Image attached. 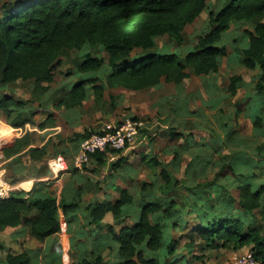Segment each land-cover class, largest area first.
<instances>
[{
  "label": "trees",
  "instance_id": "trees-1",
  "mask_svg": "<svg viewBox=\"0 0 264 264\" xmlns=\"http://www.w3.org/2000/svg\"><path fill=\"white\" fill-rule=\"evenodd\" d=\"M203 12L209 27L182 58L157 48L155 39L163 35L181 45L185 28ZM231 26H245V41L238 44L236 57L241 66L257 71L250 82L231 75L226 87L230 98L240 88H252L246 97L251 99L247 104L252 111L251 135H239L230 126L231 116L220 107L221 116L215 119L222 136L211 130V137L198 148V161L186 165L183 177L154 157L151 161L159 171L154 181L140 182L137 196L118 188L115 200L88 205L89 225L99 226L107 212L112 223L106 237L96 240L91 257L74 264H190L199 258L197 246L201 251L248 246L264 262V142L259 141L264 138V0H17L0 7V87L29 83L33 97L45 94L60 59L78 54L72 59L77 80L60 85L61 96L54 102L65 109L80 106L89 93L96 92L94 101L99 102L116 86L129 90L156 88L162 82L179 86L190 73L215 75L228 55L222 37ZM88 45L100 46L105 56L83 53ZM32 101L1 94L0 110L7 124L34 126ZM54 124L49 116L36 127ZM168 131L183 135L173 127ZM34 134L26 131L0 151L2 159L9 160L12 184L32 170L48 173L41 163L46 146H30L35 145ZM187 136L193 138L191 132ZM107 152L121 151L91 157L104 163L101 156ZM77 206L75 200L68 203L53 195L24 198V191H12L0 198V231L17 227L28 215L29 234L43 240L60 231L58 210L66 216ZM33 211L35 215L30 214ZM7 262L29 264V257L10 255Z\"/></svg>",
  "mask_w": 264,
  "mask_h": 264
},
{
  "label": "crops",
  "instance_id": "crops-1",
  "mask_svg": "<svg viewBox=\"0 0 264 264\" xmlns=\"http://www.w3.org/2000/svg\"><path fill=\"white\" fill-rule=\"evenodd\" d=\"M235 55H237V52ZM231 58L237 59L235 56ZM204 89L207 91L208 87L206 86ZM210 89L212 91L210 94L218 93L216 86L211 85ZM213 97H217V95L214 94ZM124 99L122 97L118 103L114 102V105L111 106L107 90L104 92L101 101H94L89 93L87 101L84 100L80 106L75 108L65 109L64 106L56 107L52 103L53 108L57 111L51 112L49 109H44L41 114L42 120L32 126V128H24L20 136L26 131L34 132L36 142L35 145L30 146L38 148L46 146L45 158L41 159L42 164H46L45 161L59 154L63 155L68 162H71L82 141V138L76 135L82 134L86 130H94V132L104 131L108 126L114 125L127 117L141 119L145 122L147 128L146 121L141 117L126 115L130 111H138L142 114L141 105H137V109L135 107H127L130 110L126 111L123 103ZM215 99L210 102L213 105L212 109L217 111L221 106L220 101ZM44 101L46 102L47 100ZM181 102L183 103L176 104L174 111H180L179 117L184 118V120L179 121L183 131H176L181 132L183 135L179 137L171 135L168 130L173 125H166L163 133L159 135V137L163 138L162 149H157L154 143L146 146V137H141L138 134L132 144L119 154H103L101 158L104 159V163H100L95 157H91L90 161L81 169L74 170L70 166L68 173L58 175L49 171L46 166L47 174L37 175L38 171L32 170L28 177L17 183L20 186L22 185L24 198L53 195L57 199L62 198L68 203L75 200L78 206L73 210L72 214L70 212L66 216L59 209L60 231L43 240H38L29 234L28 221H26L29 218L28 215L17 227H7L1 230L0 264H8V256L21 253L27 254L29 264H74L82 258L91 257V252L95 250L96 240L99 237H106L107 227L112 223V215L107 212L99 226L89 225L87 223L89 204L115 200L118 197V188L127 189L129 193L137 196L140 182L154 181L155 175L159 171V167H156L151 161L154 157L160 163L167 165L175 176L183 177L186 165L192 159H194L195 163L198 161L197 159L199 158L196 154H198V148L205 139L198 140L195 138V133L193 132L200 128L195 123L186 122V118L190 117L193 112L186 108L187 101L182 100ZM44 103L43 105H45ZM138 112L134 113L138 114ZM49 116L55 120L54 126H46L42 129L36 127ZM215 121L214 123L218 127V122L216 119ZM18 130L21 132V128ZM141 132L146 133V129L141 130ZM189 132L193 136L192 139L187 136ZM178 140L180 142H177ZM24 160L30 165L31 161H27L26 158ZM121 160H123L121 167L111 171L116 163ZM7 161L9 160H4V162ZM37 165L38 163H36ZM34 176L35 178H33ZM30 214L35 215V212L33 211ZM262 224L264 225V222ZM199 259L201 258L197 260Z\"/></svg>",
  "mask_w": 264,
  "mask_h": 264
},
{
  "label": "rangeland",
  "instance_id": "rangeland-1",
  "mask_svg": "<svg viewBox=\"0 0 264 264\" xmlns=\"http://www.w3.org/2000/svg\"><path fill=\"white\" fill-rule=\"evenodd\" d=\"M15 1L17 0H0V7L4 4L15 3ZM212 3L213 7L215 8V1H212ZM207 19V13L203 12L195 19L193 23L188 25L184 30L183 42L181 45H178L166 35L156 37L155 44L157 48L165 51L180 53L182 58L185 54V51L195 45L197 37L208 29L209 25ZM244 28L245 26H231L228 33L222 37V44H226L228 55L222 59V64L217 74L211 76H195L190 73V69H187L190 75L184 79L179 86H174L171 83L164 82H162L156 88H147L142 90H129L116 86L108 90V95L111 96V98H109L111 99L110 103L111 101L118 103L119 99L124 97L125 101H122L126 107V111L130 110L127 107H135L137 109V105H141L142 109L140 110L143 112L142 114L138 111H134L138 112V114L130 111L126 113V115H136L146 121V133L140 132L139 136L146 137V146L154 143L157 149H162L161 146H163V138L159 137V135L163 133L164 127L166 125H173V129L175 128V130L183 131L179 121L184 120V118L179 117L180 111H174L177 103H183L181 102L182 100L187 101L186 108L193 112L190 117L186 118V122L195 123L196 126L200 128L193 132L195 133V138L198 140H207L209 137H211L210 134L211 130L213 129L222 136V133L217 130V127L214 123L216 122L214 117L221 115L212 109L213 105L210 102L215 98L216 101H220L222 112H225V114L231 116L232 120L229 122L230 126L235 128L239 132V135H251L252 123L250 115L252 111L249 108V105L247 107V104L251 99H246V97L248 93L252 92V88L239 89L236 96L233 98L228 97L225 91V87L228 84V80L231 75H241L246 82H250L254 80V76L257 74V71L247 70L241 66V64H239L237 59L231 58L232 56L236 57L235 53L237 52L238 44H244L245 37L242 35ZM86 52L93 55L101 54L102 56H105L104 51H102L100 46L97 45L95 47H91L89 45L84 47L83 53ZM76 58L78 59V54H72V57L70 55V57H62L60 59L61 64L56 68L54 82L50 84L49 89L45 94H37L33 97L31 95L32 88L29 83L17 82L0 87V95H12L15 99L21 100L32 98L33 101L30 105L32 110L31 119L33 120L34 124H37L40 122V120H42L41 114L44 112V109H49L51 112L57 111L55 108H53L52 103H54V100H57L61 96V93L58 91L60 85H69L77 80L76 77L78 75H76L75 63L72 61V59L76 60ZM211 85L216 86L218 93L215 92L210 94L212 92L210 89ZM203 86L204 88L206 86L208 87L207 91H205ZM214 94H216L217 97H213ZM97 95L98 94L96 92L95 94H91L93 100L94 97H97ZM87 99L85 101H87ZM44 100L47 101L45 102ZM39 101L45 102V105H40ZM235 109H237V111ZM0 127L4 131H9L11 134L10 137L6 139L5 136L2 137L0 134V139L3 140L0 142L1 151V149L5 145L9 144L10 141L20 136L24 131V128H32V125L27 124L24 128H21L20 132V130L15 129L14 127L7 124V121L0 110ZM91 132H94V130H86L84 133L76 136H81ZM96 132H102V130ZM259 141L264 142V138L261 137ZM177 142H180V140ZM224 153H227V151L224 150ZM9 164L10 163L8 161L4 162V159H2L0 154V176L2 180H4L7 186L11 188L10 192L21 191L22 185L20 186L19 184L11 183L15 177L9 171ZM184 241L185 240L182 242ZM247 250H250L248 246L244 248L228 247L201 251L197 246L195 248V254L201 259L196 261L192 260L190 264H230L234 257L241 255Z\"/></svg>",
  "mask_w": 264,
  "mask_h": 264
},
{
  "label": "built area",
  "instance_id": "built-area-1",
  "mask_svg": "<svg viewBox=\"0 0 264 264\" xmlns=\"http://www.w3.org/2000/svg\"><path fill=\"white\" fill-rule=\"evenodd\" d=\"M145 128V122L141 119L124 118L120 122L108 126L102 132L89 133L80 142L78 151L71 162H68L63 155L59 154L49 158L46 161V166L49 171L56 175L68 173L70 166L73 169H81L90 161L91 155L96 152L124 151L132 144L141 130ZM10 191L11 188L7 186L0 176V198L8 197ZM230 264H264V262L258 259L251 250H247L241 255L234 257Z\"/></svg>",
  "mask_w": 264,
  "mask_h": 264
},
{
  "label": "bare ground",
  "instance_id": "bare-ground-1",
  "mask_svg": "<svg viewBox=\"0 0 264 264\" xmlns=\"http://www.w3.org/2000/svg\"><path fill=\"white\" fill-rule=\"evenodd\" d=\"M0 134H1L2 137L5 136V139H6V138H9L10 135H11L9 131H7V130L4 131L3 129H1V127H0ZM1 141H3V140L0 139V142H1Z\"/></svg>",
  "mask_w": 264,
  "mask_h": 264
}]
</instances>
